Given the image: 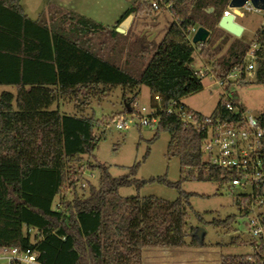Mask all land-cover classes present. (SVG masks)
Returning <instances> with one entry per match:
<instances>
[{
  "label": "trees",
  "instance_id": "16d2710c",
  "mask_svg": "<svg viewBox=\"0 0 264 264\" xmlns=\"http://www.w3.org/2000/svg\"><path fill=\"white\" fill-rule=\"evenodd\" d=\"M159 1L156 13L169 7L174 20L158 44L132 37L130 30L117 33L137 9L106 29L52 6L34 22L25 15L21 0H0V87L16 90L15 96H0V255L5 250L30 253L37 264H143L146 248L186 247L191 215L204 223L193 211L190 199L195 195L183 191L184 183H213L221 191L236 179L207 161L203 131L168 114L174 103L204 89V79L192 68L199 45L191 44L190 33L200 28L210 34L223 32L218 24L230 0ZM228 37L216 51L229 44L217 63V76L226 79L242 69L240 83H245L251 46L237 39L230 43L233 37ZM252 46L256 67L248 85L264 87V29ZM142 87L150 91L158 120L152 142L163 133L169 135L167 155L179 160L180 181L171 183L167 176L139 181L140 164L120 178H113L106 166H89L98 172L99 185L88 184L87 193L80 195L83 174L72 167L96 151L97 123L94 118L61 115L52 107L75 103L81 111L116 89L125 92L131 106ZM127 94L132 98L127 100ZM232 102L241 114L246 112L237 96ZM241 114L229 112L222 98L209 119L237 123ZM256 119L264 130V109ZM152 184L176 190L178 200L120 196L122 189L139 191ZM235 199L241 218H248L249 212ZM235 222L236 217H229L210 225L230 231ZM251 247L253 264H264V252ZM248 258H227L223 264H252Z\"/></svg>",
  "mask_w": 264,
  "mask_h": 264
},
{
  "label": "rangeland",
  "instance_id": "374dc122",
  "mask_svg": "<svg viewBox=\"0 0 264 264\" xmlns=\"http://www.w3.org/2000/svg\"><path fill=\"white\" fill-rule=\"evenodd\" d=\"M154 1L73 0L65 3V0H22V3L30 19L35 21L39 20L42 13H47L51 6L61 7L68 10V13L91 19L106 29L114 28L127 12L137 9L130 29L132 37H144L150 42L154 41L159 44L163 32H159L158 26L162 29L165 21L172 19V16L166 10L159 14L151 10ZM154 18L157 19L158 25L153 23ZM127 20L123 23L124 26H127ZM236 22L244 29L240 40L250 45L253 52L255 46H252V43L255 36L264 27V14L248 13L245 18L238 17ZM154 27L157 31L153 32ZM125 28L120 27L119 29L125 31ZM228 36L225 32L218 31L210 34L209 43L205 48L201 45L196 46L193 70L199 72L208 69L212 71V74L217 75V63L225 55L229 44L224 46L220 53L216 51ZM232 39L229 40L230 43ZM204 49L205 52H203ZM199 59L206 61L209 67H201ZM247 64L256 67L251 57H248ZM206 75L209 77L211 73L208 72ZM252 81L253 78L248 75L245 83L239 82L231 86L229 92L233 94L231 99L237 96L248 116L257 118L264 109V87L249 86L248 84ZM203 85L204 89L201 92L185 98L182 104L204 118H209L220 99L226 98L223 97L225 90L216 85L215 80L211 78L204 79ZM3 93L15 96L16 90L11 87H0V96ZM124 96L125 92L122 89H116L105 99L93 100L87 108L84 107L81 111L76 109L75 103H60L51 109L65 116L94 118L97 123L95 127L98 140L96 151L93 156L85 157L81 164L72 167L73 171L81 169L83 174L84 181L80 186L82 189L80 195L87 193L88 184L94 187L99 185L98 172H92L89 166H106L113 178H120L127 175L130 168L140 164L136 177L139 181L164 176H167L171 183H177L181 179L182 169L179 160L169 158L167 155L169 135L163 133L158 140L152 142L156 127H141V121L136 113L142 108L148 109V114L154 113L150 104L149 89L142 87L139 90L137 102L131 106ZM126 98L129 100L132 95L127 94ZM123 124L127 129L118 131L116 126ZM182 189L185 193L195 195L190 199V204L193 211L202 217L204 223L191 215L188 221L189 236L186 239V247L182 249L146 248L143 250V264H223L227 258L250 257L254 254L251 247L253 239L250 235L249 219L241 218L236 205L235 196L238 192L227 189L219 191L216 184L199 182L184 183ZM120 196L122 198L155 197L166 202H175L179 198L176 190L157 184L148 185L139 191L135 188L122 189ZM67 199H71V196H67ZM58 204L59 199L56 200L54 207ZM229 217H236V222L230 231L210 225L214 220L224 221ZM193 229L197 231L195 235L191 232ZM195 240L196 245L193 246ZM236 240H240L238 245L234 244ZM3 257L4 255L1 254L0 264H9L7 260L2 259Z\"/></svg>",
  "mask_w": 264,
  "mask_h": 264
},
{
  "label": "built area",
  "instance_id": "2783aa9c",
  "mask_svg": "<svg viewBox=\"0 0 264 264\" xmlns=\"http://www.w3.org/2000/svg\"><path fill=\"white\" fill-rule=\"evenodd\" d=\"M160 6L159 0H155L151 5L154 12H158ZM169 9V7H165V10L172 16ZM238 12L243 18L248 13L253 12L264 14V12L257 11L251 3H247ZM233 13V11L228 10L224 16ZM263 29L264 27L261 28V30ZM196 32L197 30H193L190 33L191 44ZM253 53L252 50L249 52L247 60L248 57L254 60ZM253 71L254 66L248 65L245 71L246 77ZM208 72L211 73L209 77L206 75ZM195 75L202 79H214L215 84L225 90L223 97H226L224 99L226 109L231 113L241 114L240 109L234 106L231 99L233 94L229 91L231 86L241 81V77L244 75L242 69L236 70L233 75L226 79H219L208 69L195 72ZM156 100L158 101V99ZM136 113L141 121V127H156L158 125V120L153 114H148V109L142 108ZM168 114L178 117L185 126L203 131L206 137L202 151L207 161L212 166L236 176V179L226 189L238 192L235 198H239L241 209L249 212L252 244L258 251L264 252V130L259 127L257 119L248 116L246 112L241 114V120L237 123L212 121L203 117L200 119L195 113L187 109L182 101L174 103L169 108ZM116 128L118 131L127 129L124 124L117 125ZM2 254L4 255L2 259L7 260L9 264H37L36 257L30 253L21 255L17 250H5ZM248 261L252 264L255 263L252 257H249Z\"/></svg>",
  "mask_w": 264,
  "mask_h": 264
},
{
  "label": "water",
  "instance_id": "95a60500",
  "mask_svg": "<svg viewBox=\"0 0 264 264\" xmlns=\"http://www.w3.org/2000/svg\"><path fill=\"white\" fill-rule=\"evenodd\" d=\"M247 3H251V5L260 12H264V0H230L228 10L233 11V14H229L228 16H223L218 24V28L227 33L228 35L239 40L243 33L244 29L236 22V17H241L238 12L239 9H242ZM117 33L124 34L122 29H117ZM210 37V33L205 29H198L193 40L192 44L196 45H205Z\"/></svg>",
  "mask_w": 264,
  "mask_h": 264
},
{
  "label": "crops",
  "instance_id": "0c3cea01",
  "mask_svg": "<svg viewBox=\"0 0 264 264\" xmlns=\"http://www.w3.org/2000/svg\"><path fill=\"white\" fill-rule=\"evenodd\" d=\"M71 1H73V0H65V3H67V2H71ZM56 4V3H55ZM21 7H22V9H23V11H24V13H25V15L30 19L31 17L28 15V13L26 12V10L24 9V6H23V3H22V0H21ZM57 7H59V6H57ZM59 8H61V7H59ZM68 8V7H67ZM61 9H63V8H61ZM65 12H68V10H66V9H63ZM43 14V13H42ZM75 14V13H74ZM30 20H32V19H30ZM32 21H34V22H36L35 20H32ZM173 22V18L172 19H169V20H167V21H165V23H164V29L162 28H160L159 26H158V30H159V32H163L162 33V37H161V41H162V39H163V37H164V35H165V33L167 32V30H168V28L170 27V25H171V23ZM133 23H134V16H131L128 20H127V26H124V24L121 26V28H123V27H126L125 29V31H124V34L126 33V31H129L130 29H131V27H132V25H133ZM153 23L155 24V25H158V22H157V19L156 18H154L153 19ZM154 25V26H155ZM155 28V27H154ZM154 31H157V29L155 28V29H153V32ZM225 35H228L227 33H225ZM230 36V35H229ZM232 37V36H231ZM236 38H234L233 37V39H232V41L233 40H235ZM240 40V39H239ZM160 41V42H161ZM231 41V42H232ZM154 42V41H153ZM199 62H200V66L201 67H209L208 66V64L206 63V61H204V60H202V59H199ZM202 71V70H201ZM195 72H198V71H195ZM250 75V74H249ZM251 76V75H250ZM223 96V95H222ZM182 102H183V100H182ZM191 111V110H190ZM193 112V111H192ZM193 113H195V112H193ZM196 114H198V113H196Z\"/></svg>",
  "mask_w": 264,
  "mask_h": 264
}]
</instances>
